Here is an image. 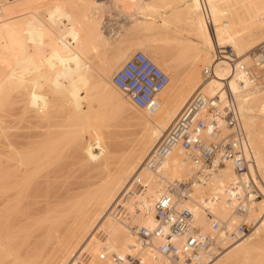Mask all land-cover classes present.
<instances>
[{
    "label": "bare ground",
    "instance_id": "bare-ground-1",
    "mask_svg": "<svg viewBox=\"0 0 264 264\" xmlns=\"http://www.w3.org/2000/svg\"><path fill=\"white\" fill-rule=\"evenodd\" d=\"M130 4L150 12L126 29L141 38L121 32L131 38L113 42L102 10ZM170 5L171 14L157 13ZM263 42L264 0H0V264H70L82 250L90 264H115L111 254H134L131 228L154 224L162 191L146 158L198 91L224 97L228 82L237 93L264 182V78L240 90L242 77L220 55L231 47L250 63ZM134 49L170 76L154 112L138 109L111 81ZM201 63L215 70L206 81ZM165 169L179 180L193 171L182 151ZM138 173L152 180L149 212L128 222L111 209ZM231 176L227 170L213 183ZM191 208L207 229L201 203ZM215 211L230 215L224 204ZM249 219L256 220L253 232L207 264H264V199ZM104 247L109 258L100 260Z\"/></svg>",
    "mask_w": 264,
    "mask_h": 264
},
{
    "label": "built area",
    "instance_id": "built-area-1",
    "mask_svg": "<svg viewBox=\"0 0 264 264\" xmlns=\"http://www.w3.org/2000/svg\"><path fill=\"white\" fill-rule=\"evenodd\" d=\"M204 11L210 23L205 3ZM224 50L220 55H227L231 71L242 77L237 79L240 90L255 86L264 78V42L250 52V63L237 60L233 50ZM214 74L212 65L202 70L204 81ZM111 81L138 109L154 112L160 106L159 96L169 85L170 76L137 50L112 75ZM223 91L224 97L195 93L148 154L144 168L160 182L162 190L153 204L155 222L151 226H132L136 251L126 256L111 254L115 264H207L230 244L251 234L254 223L249 213L256 201L264 199V182L255 169L253 146L237 93L228 82L223 84ZM177 151H182L192 165L188 179H172L166 173V163ZM227 170L232 176L221 186H213L215 178ZM151 186L150 178L136 174L111 212L128 222L141 214L147 216L145 199ZM196 186H201L198 193ZM198 201L204 208L207 229L197 222L191 208ZM219 204L230 209L228 217L215 211ZM105 248L99 254L100 260L109 258ZM91 260L92 256L82 250L70 264H90Z\"/></svg>",
    "mask_w": 264,
    "mask_h": 264
},
{
    "label": "rangeland",
    "instance_id": "rangeland-1",
    "mask_svg": "<svg viewBox=\"0 0 264 264\" xmlns=\"http://www.w3.org/2000/svg\"><path fill=\"white\" fill-rule=\"evenodd\" d=\"M145 1H149V0H145ZM151 1V0H150ZM180 6H182L183 5V3H180L179 4ZM134 7V10H133V7ZM135 6H137L136 4H135ZM133 4H130V7H126L124 10H122L123 9V7H119V6H112L111 7V9L110 8H106V9H104V10H102V13L103 14H101L102 15V17L104 18V20H103V26H102V28H104L105 29V27L107 28V29H103L107 34H108V36H111V40L113 41V42H118V41H120V40H123V39H130L131 37L132 38H136V40H138V39H140V38H137V36H134L133 37V35L131 36V34H134V33H132V31H129L128 33H127V31H126V29L127 30H129V28L131 29L132 28V23H133V19H138V18H141V16L143 15H141V13L139 12V8H138V10H137V8L135 7ZM119 8V9H118ZM128 8V9H127ZM173 8H174V6L173 5H170V6H166L165 7V9L163 8V9H161L160 8V11L159 12H157V13H159V15L160 16H167V15H169V14H171L172 13V10H173ZM109 9V10H108ZM113 9V10H112ZM115 9V10H114ZM130 9H131V11H133V12H131L130 11ZM118 10V11H117ZM126 10V11H125ZM162 10V11H161ZM130 11V12H129ZM144 11V10H143ZM143 11H141V12H143ZM101 13V12H100ZM109 13V14H108ZM130 13H132L133 14V16L132 15H130ZM144 15H143V17H146L147 15H149V11H147L146 12V10L144 11ZM132 16L131 18H130V16ZM112 16V17H111ZM114 16V17H113ZM159 19H161V18H159ZM104 21H105V23H104ZM169 24H172V23H169ZM123 27V28H122ZM122 29V30H121ZM119 31V32H118ZM126 33V35H130L129 37L128 36H126L125 34H123V36H122V33ZM114 33V34H113ZM119 33V34H118ZM130 33V34H129ZM111 34H113V35H111ZM136 34V33H135ZM139 34V33H138ZM125 35V36H124ZM123 38H122V37ZM140 36V35H139ZM138 36V37H139ZM144 36V35H143ZM113 37V38H112ZM125 37V38H124ZM226 48V47H225ZM225 48H223V49H225ZM231 47H227V49L229 50ZM257 48V47H256ZM255 48V49H256ZM138 49H134V52L135 51H137ZM254 50V49H253ZM252 50V51H253ZM251 51V52H252ZM133 52V53H134ZM132 53V54H133ZM224 54H226V53H224ZM250 54V53H249ZM126 62V61H125ZM124 62V63H125ZM123 65V64H122ZM121 65V66H122ZM202 65V66H201ZM204 63L202 64H200V69H201V71L203 70L202 68L204 67ZM120 66V67H121ZM119 69V68H118ZM117 69V70H118ZM116 70V71H117ZM115 73V72H114ZM113 73V74H114ZM201 74H202V72H201ZM202 77V76H201ZM171 82H173V83H175L176 82V79H175V77H174V79H172V81ZM170 87V86H169ZM167 88H165L164 90H166ZM217 184H214L213 183V186H216ZM213 186H212V184H210V186L208 187L209 189H212L213 188ZM199 192H200V190H199ZM254 224H253V226H252V228H251V233L253 232V228H254V226H255V224H256V220L253 222Z\"/></svg>",
    "mask_w": 264,
    "mask_h": 264
}]
</instances>
